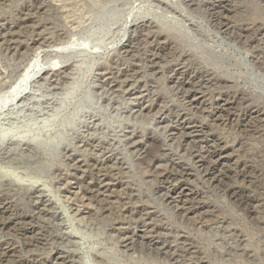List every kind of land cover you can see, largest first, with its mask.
<instances>
[{"label":"rangeland","instance_id":"obj_1","mask_svg":"<svg viewBox=\"0 0 264 264\" xmlns=\"http://www.w3.org/2000/svg\"><path fill=\"white\" fill-rule=\"evenodd\" d=\"M0 264H264V0H0Z\"/></svg>","mask_w":264,"mask_h":264},{"label":"bare ground","instance_id":"obj_2","mask_svg":"<svg viewBox=\"0 0 264 264\" xmlns=\"http://www.w3.org/2000/svg\"><path fill=\"white\" fill-rule=\"evenodd\" d=\"M222 147V146H221Z\"/></svg>","mask_w":264,"mask_h":264}]
</instances>
